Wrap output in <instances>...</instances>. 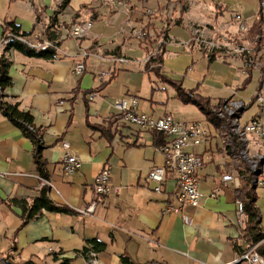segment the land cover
Segmentation results:
<instances>
[{"label": "crops", "instance_id": "crops-1", "mask_svg": "<svg viewBox=\"0 0 264 264\" xmlns=\"http://www.w3.org/2000/svg\"><path fill=\"white\" fill-rule=\"evenodd\" d=\"M61 1L0 0V43L4 20L14 21L23 32L43 33ZM73 1L70 0L57 14V23L91 20L93 26L85 37H64L61 28L60 44L52 60L29 57L13 49L9 51L8 73L12 83L4 93L12 102L18 101L21 109L29 111L34 125L41 130L46 176L41 177L35 168L30 140L0 112V257L8 256L11 264H58L63 258L70 259L71 264H87L79 251L95 239L105 245L97 253L98 264H121L123 254L133 264H215L235 260L246 248L241 246L240 230L235 224L236 187L225 188L216 197L211 196V190L220 182V175L226 172L233 173L237 185H241L238 168L241 166L246 170L248 163L232 157L220 127H210L208 139L193 149L201 155L203 167L199 172V203L195 207H184L182 212L188 215L190 223L183 221L181 213L169 211L168 205L178 206L174 176L166 177L160 192L154 191L153 184L146 179L148 169L163 160L154 143L155 135L116 121L117 112L113 106V98L132 95L138 99L141 111L145 112L143 108L147 104L155 116L172 114L166 107L167 102L151 98L143 102L137 90H130L131 76L134 70L141 71V64L144 72L150 73L145 67L150 45L140 44L138 37L130 38L129 32L152 19L145 15L143 0H129L127 11L108 6L101 0H90L79 6ZM165 1L145 2L153 10L163 13ZM218 1L222 12L217 17L213 15L212 19L207 16L209 13L204 16L202 7L199 9L193 4L190 9L187 6L179 15V23L169 28L162 55L164 60V55L170 53L166 50L169 44L187 53H199V59L188 72L196 76L189 78L195 83L196 91L204 96L208 88L205 87V93H202L198 78L206 74L208 56L200 45L201 39L208 40L213 35L204 27L199 35L189 40V25L208 27L214 24L220 30L235 34L233 38L242 39L243 34L238 31L233 15L240 14L250 26L259 9L258 2L256 12L247 13L240 3L229 16H224L228 6L223 0ZM3 47L0 44V52ZM131 50L140 51V58L129 56ZM81 52L88 55L82 57ZM114 56L125 57L128 61L115 62ZM219 58L228 65L226 68L233 66L235 73L233 81L226 83L223 89L228 96L210 98L213 104L218 99H243L258 90L264 92V76L258 70L251 71L250 82L240 89L245 78L239 72L240 61L226 55H218L215 60ZM79 60L84 63V71L76 75L73 67ZM164 69L162 62V73H165ZM99 74H103L101 80L97 79ZM102 83L103 87L90 98L87 91ZM247 92L249 95L245 94ZM156 108L163 111L156 114ZM202 117L201 120L207 122L203 114ZM112 123H115L114 128L108 126ZM93 125L100 128H93ZM64 142L68 144L69 152L81 159L79 171L71 176L64 175L61 169L66 153ZM238 144L235 147L240 149L242 144L240 141ZM246 148L250 156L264 154V140H254L252 133L247 134ZM104 167L110 169L111 190L105 196H98L92 213H81V209L94 199L91 184ZM42 179L49 184H42ZM43 185L48 187V197L52 201L73 212L41 210L40 216L22 224L20 208L9 205L10 200L29 201L38 195ZM262 191V197L257 195L256 205L264 232L263 188Z\"/></svg>", "mask_w": 264, "mask_h": 264}, {"label": "built area", "instance_id": "built-area-1", "mask_svg": "<svg viewBox=\"0 0 264 264\" xmlns=\"http://www.w3.org/2000/svg\"><path fill=\"white\" fill-rule=\"evenodd\" d=\"M102 3L118 8V2H127V9H121L127 11L129 8V0H101ZM259 5L263 8L264 17V0H258ZM168 8V9H167ZM167 9V10H166ZM174 7L167 3L164 9V16L169 20L173 18ZM157 10H153L146 6L145 15L157 16ZM234 19H241L240 29H249V26L244 21L242 16L238 13L233 15ZM166 22V21H165ZM172 23L174 21H171ZM168 25V23L166 24ZM174 25V24H172ZM93 26V21L87 20L79 23H71L68 27H63L64 37L72 39H81L85 37ZM154 32L152 28H147L146 25L139 29H132L129 32L130 37H138L139 41L146 43ZM11 35H7L2 39L1 45H6L10 41ZM262 38V36H259ZM20 40V36L16 38ZM263 42L259 48L256 49L251 46V51L256 53V63H246L243 61V66L239 67V72L242 76L247 77L249 71L253 69L258 71H264V63L259 62V55H264ZM30 47L40 49L44 47H53L57 50V46L49 39L44 37L42 32H35L29 36V40H20ZM160 44V43H159ZM158 44V45H159ZM209 54V51H206ZM152 54V53H151ZM88 53L81 52V56L85 57ZM218 55H223L218 52ZM225 56V55H223ZM229 57V56H226ZM112 59L115 62H127L128 59L122 56H114ZM147 58L145 59L146 62ZM84 71V63L80 61L75 63L73 72L76 75H81ZM103 78V74L97 76L98 80ZM233 92L232 94H235ZM94 92L89 93V97L92 98ZM113 106L117 112L116 121H121L128 125L137 127L141 131H147L161 135L163 138L162 142L157 145L158 151L162 154V163L152 166L146 173V179L153 184V190L160 192L163 189V185L166 181V177L169 174L174 176L176 183V198L178 206L168 205V210L172 213H181L182 219L185 223H190L188 215L182 213L184 207L192 206L195 207L199 203V172L203 167V159L200 154L195 152L193 149L204 143L210 136V126L205 120H194V121H178L174 118L171 113H165L161 116H155L152 113H147L139 110L138 99L135 96H122L113 98ZM228 99V98H227ZM244 115L246 112L251 110L254 106L255 111L248 117L242 116L241 123L248 125L252 130V139L264 140L263 124H264V92L261 90L256 91L253 95L248 98H243ZM66 150L65 155L62 158V171L66 176H71L79 171L81 167V159L74 153L69 152V146L66 142L63 143ZM246 170L249 172L252 167H247ZM220 182L213 187L211 190V196H218L221 191L225 188L238 187L236 176L233 173H223L220 175ZM110 181V169L104 167L93 179L92 190L94 199L87 204L84 209H81V213L88 214L92 213L96 199L98 196H105L109 194L111 186ZM49 184L47 180L42 179V184ZM261 188L264 189V174L261 179ZM235 211H236V222L235 224L239 227V230L243 228L245 222V213L243 211V205L239 204V200H235ZM241 231V230H240ZM260 242H264L262 238L259 242L246 247L242 253L235 260L229 263H215V264H264V258L257 252V245ZM52 250V249H49ZM84 250V249H83ZM82 249L79 254L85 257L87 264H98L97 252L93 250L92 244L87 243L86 251ZM85 253L86 255H83ZM0 264H11L8 256L0 257ZM207 264V263H202Z\"/></svg>", "mask_w": 264, "mask_h": 264}, {"label": "trees", "instance_id": "trees-1", "mask_svg": "<svg viewBox=\"0 0 264 264\" xmlns=\"http://www.w3.org/2000/svg\"><path fill=\"white\" fill-rule=\"evenodd\" d=\"M70 0H62L58 7L54 10V13L50 16V20L47 26L43 30V35L47 39L51 40L57 47L59 46V36L60 29L63 27H68L70 24H58L57 14L61 12L63 7L65 8L69 4ZM75 22V21H74ZM71 22V23H74ZM263 23V8L259 5L255 20L249 26L247 32V40L254 46L256 49L259 48L260 44L263 42L264 35H262L261 26ZM11 35L9 43L4 45L0 52V112L7 117L13 126L19 128L24 137L30 140V143L33 145V162L35 168L38 171L39 175L43 178L46 176L45 172V160L42 156V151L45 148V145L42 143V132L36 127L33 123V117L29 111H24L19 107L18 101H13L4 93L6 87L10 86L12 81L9 76L8 70L11 65V60L9 59L10 49L19 51L29 57H37L44 59H54L56 57V49L53 47H44L36 49L28 46L24 42L16 39V37H28L32 32H23L18 25L15 24L12 20H4L2 23V38H5L7 35ZM261 34V35H260ZM259 36H262L260 38ZM246 39V38H245ZM161 51V52H160ZM158 53L150 55L145 62V67L149 71H153L156 76H158L161 82L168 83L171 85L176 92V97L185 104H193L197 109L204 115L207 122L210 124V127L219 128L224 134L222 129L223 121L220 119L216 113L219 111L221 105L224 103L225 99H218L216 104L211 102V99L207 96L199 94L195 88L185 89L180 81H175L167 78L165 75L160 73L159 67L163 62V55L165 52L164 48H161ZM225 53V52H224ZM209 62H213L218 55L216 53H209L208 55ZM251 71L247 77H245L240 85V89H244L245 86L250 82ZM104 83L99 85L95 89H91L89 92H95L98 89L103 87ZM93 128H100L98 126H92ZM155 135L154 143L159 145L163 138L161 135L153 133ZM110 138V137H109ZM239 146L238 142H235ZM245 164V163H244ZM246 165V164H245ZM238 173L241 179V185L234 188L235 199L239 200L243 205V211L246 215L244 226L240 229L239 238L242 241L245 247L259 242L264 238V232L261 227V215L256 201L258 199L256 193V186L253 184L251 175L247 170H243L242 167L238 168ZM48 187L44 186L40 188L38 195L30 198L29 201L26 199H11V206H17L20 208V217L22 224H25L30 219L40 216L42 213L41 210H47L51 212L59 213H72L73 211L65 206L60 205L52 201L48 197ZM88 243L92 244L93 250L97 253L104 248V243L99 242L95 239L89 241ZM84 249V250H83ZM83 251H86V245L83 247ZM257 252L264 258V242H260L257 247ZM83 255H86L83 253ZM85 258V257H84ZM121 264H133L129 257L125 254L120 256ZM57 260V259H56ZM58 264H71V260L67 258L61 259Z\"/></svg>", "mask_w": 264, "mask_h": 264}, {"label": "rangeland", "instance_id": "rangeland-1", "mask_svg": "<svg viewBox=\"0 0 264 264\" xmlns=\"http://www.w3.org/2000/svg\"><path fill=\"white\" fill-rule=\"evenodd\" d=\"M90 0H74L73 3L75 6L78 4H82L85 2H88ZM147 0H143V8L145 6L151 8L146 4ZM218 0H166L165 4L170 3L174 9H173V18L167 19L163 13L159 12L157 16H149L150 19L148 22L145 23L147 28H152L154 35L144 44L141 41H138L140 44L143 45H150V50L147 53V59L150 57V55H154L155 53H158L161 48L165 49V45L168 42V31L169 28H171L174 25H177L180 21V14L182 11L186 9L187 6H190L188 8L192 9L193 7L191 5L196 4V6L199 7V9L202 7V12L205 15H208L210 19H212L213 15L217 17V14H221L222 5L218 4ZM225 4L228 6V10L225 12L224 16H229L231 13V10H235V7L241 3L243 6V11L245 10L247 13L254 14L258 7V0H223ZM123 4H118L119 9H127V2H122ZM203 5V6H202ZM79 6V5H78ZM168 9V8H167ZM166 9V10H167ZM145 10V9H144ZM175 10H178L177 13H174ZM241 11V10H240ZM164 12V11H163ZM179 16V17H178ZM166 21V22H165ZM171 21H174L173 23ZM168 23V25H166ZM215 23V22H214ZM174 24V25H172ZM144 25V26H145ZM238 25V23H237ZM248 25V24H247ZM249 26V25H248ZM175 27V26H174ZM207 28V30H210V34L213 35L209 40H214L216 43H222L226 42L224 41L227 39L228 43L231 40H236V42L248 41L247 40V32L243 31L244 29H240L241 34H243L242 39L241 38H233L235 34L232 32H229L227 30H220L212 24L211 26L202 25V24H191L189 25V31H190V38L194 37V33L196 31L201 32L203 28ZM209 28V29H208ZM264 30V20L261 26V30ZM261 35V34H260ZM262 35L263 31H262ZM131 38V37H130ZM246 38V39H245ZM134 39V38H133ZM196 39V37H195ZM29 40V39H27ZM188 40V41H189ZM192 41L196 43L193 39ZM160 43V44H159ZM159 44V45H158ZM205 51H208L203 45H200ZM148 49V48H147ZM166 50L170 53L164 55L163 60V67L165 68V73H162L161 66L159 67L160 73L165 75L167 78L180 81L182 86L185 89H191L195 88V83L192 82V79L189 78V72L188 68L193 66L196 62V59H199L200 54L197 52L193 53H187V51L182 50L178 47H173L171 44L167 45ZM161 52V51H160ZM221 52V54L226 55L223 51H220L219 49H214L213 52L210 53H218ZM152 53V54H151ZM129 56L133 58H140L141 52L137 50H131L128 52ZM208 55V54H207ZM162 56V55H161ZM231 57L230 55H226ZM264 55L259 56V62L264 63L263 60ZM208 59V58H207ZM241 63V62H240ZM226 66V64L223 63L222 59L215 60L213 62H207V71L204 77L198 78L199 82V90L202 93H205L204 88L207 87V93L205 95L209 98L213 97H225L228 96V93L223 90L225 89L226 83H231L234 78L235 70L231 67ZM141 71L134 70L133 75L131 76V82H130V90L135 91L137 90L138 96L142 98V101L145 102L148 99H152L153 101H164L167 102V109L172 112V115L174 118L178 121L183 120H194V119H202V113L195 107L193 104H185L182 103L177 97L175 89L169 85L168 83L161 82L160 78L156 76V74L153 71H150L149 75L144 72V65L141 64L140 66ZM261 75L264 76V71H260ZM192 77H196L194 74ZM255 79V77H254ZM252 79V81H254ZM155 83V84H152ZM246 95H249V92L245 93ZM248 98V97H246ZM146 99V100H145ZM212 102V101H211ZM213 103V102H212ZM146 105V107H145ZM144 105L143 110L147 113H152L150 111V107H148L147 104ZM158 106V105H157ZM163 111V109L156 108L155 112L156 114ZM255 111V107L253 106L251 110L245 113V117L250 116ZM241 122V118L239 119ZM110 127H115V123H112L108 125ZM251 132L247 129V134H250ZM249 137V135H248ZM256 192L258 196H263V191L260 186L256 187ZM86 260V259H85ZM87 263V261H86Z\"/></svg>", "mask_w": 264, "mask_h": 264}, {"label": "bare ground", "instance_id": "bare-ground-1", "mask_svg": "<svg viewBox=\"0 0 264 264\" xmlns=\"http://www.w3.org/2000/svg\"><path fill=\"white\" fill-rule=\"evenodd\" d=\"M118 4H123L122 2H118ZM119 6V5H118ZM238 26H241V19H234ZM264 20V17H263ZM244 29L243 31H246ZM194 35H199V31H196ZM18 38V37H16ZM26 37H20V40H27ZM224 41L227 42V39ZM216 43L214 40H205L201 39L202 45L210 52H213L214 49H219L220 51L225 52L226 55H230L232 58L238 59L241 62V66H243V61L246 63H256V53L251 51L252 44L248 41L241 42V44L236 42V40H231L228 43ZM264 50V43H263ZM260 56V55H259ZM260 72V71H259ZM243 103V99H234L230 98L221 105L219 111L217 110L216 115L222 119V129L225 133V143L230 149V153L234 159L243 160L248 163V167H252L250 172L252 175L251 179L254 185L260 186L261 179L264 174V154H256L254 156H250L247 152V129L252 133V130L248 125H244V123L240 122V118L244 112V107L241 105ZM263 132H264V124H263ZM237 138V142L240 141L242 147L237 149L235 147ZM263 161V162H262ZM239 204L242 203L239 201Z\"/></svg>", "mask_w": 264, "mask_h": 264}, {"label": "water", "instance_id": "water-1", "mask_svg": "<svg viewBox=\"0 0 264 264\" xmlns=\"http://www.w3.org/2000/svg\"><path fill=\"white\" fill-rule=\"evenodd\" d=\"M263 162V161H262Z\"/></svg>", "mask_w": 264, "mask_h": 264}]
</instances>
